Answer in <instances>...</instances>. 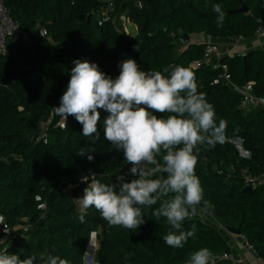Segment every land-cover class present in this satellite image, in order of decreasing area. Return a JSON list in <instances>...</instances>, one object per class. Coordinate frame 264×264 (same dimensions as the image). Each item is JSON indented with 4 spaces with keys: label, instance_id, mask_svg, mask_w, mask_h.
I'll use <instances>...</instances> for the list:
<instances>
[{
    "label": "trees",
    "instance_id": "16d2710c",
    "mask_svg": "<svg viewBox=\"0 0 264 264\" xmlns=\"http://www.w3.org/2000/svg\"><path fill=\"white\" fill-rule=\"evenodd\" d=\"M4 1L31 42L11 44L0 54V220L20 228L17 238L0 252L7 250L21 259L34 255L37 264H44L48 255L85 264L95 243L97 264H185L190 253L202 247L214 257L231 253L219 227L203 215L185 221V231L194 224L197 232L183 248L166 245L163 236L170 226L165 218L152 215L162 201L142 209L145 223L136 231L110 226L94 207L79 219L78 199L87 187L81 179L91 174L89 180L116 183V176L126 174L131 165L104 139L108 113L100 110V140L91 153L93 145L83 137L82 125L73 116L63 120L53 108L60 105L74 60L96 63L116 78L120 62L132 58L146 72L168 76L177 65L194 72L198 91L214 106L217 122L223 119L227 124L224 144L199 146L196 174L204 199L212 204L206 214L238 229L264 258V184L244 191L247 177L264 175V107L243 109L239 92L226 83L214 84L222 69H214L216 59L204 61L206 43H182L186 34L191 39H251L261 27L259 20L264 21V0H115L113 15L125 14L137 28L132 34L120 30L114 20L103 19V0ZM214 4L225 12L222 27L216 24ZM244 4L249 13L237 11ZM219 62L228 67L235 84L251 83L264 100V43L225 55ZM165 68L169 72L164 73ZM238 139L246 156L235 144ZM82 150L94 160L80 156Z\"/></svg>",
    "mask_w": 264,
    "mask_h": 264
},
{
    "label": "clouds",
    "instance_id": "9594fccd",
    "mask_svg": "<svg viewBox=\"0 0 264 264\" xmlns=\"http://www.w3.org/2000/svg\"><path fill=\"white\" fill-rule=\"evenodd\" d=\"M212 10L217 14V26L222 27L225 12L221 5L214 4ZM73 64L60 105L53 108L55 113L65 121L73 116L82 125L83 137L93 145L91 153L100 140V110L108 113L103 120L104 139L113 150L122 151L131 165L126 174L116 176V183L89 180L91 174L81 179L87 187L78 199L79 219L83 221V213L94 207L110 226L136 231L145 223L142 209L162 201L152 215L156 220L165 218L170 226L163 240L172 248H183L197 232L194 224L185 231V221L197 214L198 206L202 213L212 210L196 174L199 146L212 149L224 144L225 120L217 122L214 106L198 91L196 76L187 67L177 65L165 76L161 71L146 72L128 58L120 62L119 75L112 78L96 63L76 59ZM79 155L94 160L83 150ZM37 259L0 252V264H37ZM44 264L69 261L48 255ZM185 264H214V256L202 247L190 253Z\"/></svg>",
    "mask_w": 264,
    "mask_h": 264
},
{
    "label": "built area",
    "instance_id": "2783aa9c",
    "mask_svg": "<svg viewBox=\"0 0 264 264\" xmlns=\"http://www.w3.org/2000/svg\"><path fill=\"white\" fill-rule=\"evenodd\" d=\"M105 6L101 10L102 17L104 20H114L118 28L122 31H125L132 25L129 18L125 14L113 15L116 10L115 0H103ZM43 34L46 35V30H43ZM254 40H257L259 43H264V28L259 27L255 35L252 37ZM31 42L30 35L23 30L11 17L10 10L7 7L4 0H0V54H5L9 46L12 45H22L29 44ZM228 52L237 51L236 53L242 54L239 52V39H230L225 41V46ZM227 54V53H226ZM223 51V46L216 42H208L205 45V57L204 61H212L216 59L214 64V69L221 68V74L219 78L214 82V84L226 83L229 84L233 89L239 92L243 96L242 108L248 110L251 107L264 106L263 100L258 97L253 90V85L251 83L245 85H237L232 81L228 67L226 65H220V59L226 55ZM201 61L195 63L196 66L201 65ZM42 138L45 137L41 136ZM96 180V179H93ZM264 184V175L260 177H247L245 180V187L251 188L252 190L258 188ZM72 188V186H69ZM20 228H12L7 222L0 220V249L8 247L17 238V230ZM28 229V226L24 227ZM20 238L23 237V234L19 235ZM243 241L245 243L246 249L255 255L258 261L261 264H264V258H261L255 249L254 245L248 242L243 236ZM91 242L93 240L91 239ZM97 243H95V246ZM88 254V253H87ZM230 254L223 253L214 257V264L219 259H229Z\"/></svg>",
    "mask_w": 264,
    "mask_h": 264
},
{
    "label": "crops",
    "instance_id": "0c3cea01",
    "mask_svg": "<svg viewBox=\"0 0 264 264\" xmlns=\"http://www.w3.org/2000/svg\"><path fill=\"white\" fill-rule=\"evenodd\" d=\"M228 40L230 39L220 41V40H216L206 35H198L194 39H192V42L222 43ZM262 45H263L262 43H259L257 40H254L253 38L251 39L239 38V47H238L239 50L238 51L244 53L249 50L261 48ZM224 52L225 54L227 53L226 55H232L236 53L237 51L228 52L227 50H225ZM199 213L200 215H203L205 217L204 220H206L209 223H213L219 227V229L221 230V233L226 237V239L228 240L231 246L230 258L229 259H219L215 262V264H261L258 261L257 257L246 249L242 236L232 235L228 233L226 230V225L223 222L213 218L209 214L202 213V212H199Z\"/></svg>",
    "mask_w": 264,
    "mask_h": 264
},
{
    "label": "rangeland",
    "instance_id": "374dc122",
    "mask_svg": "<svg viewBox=\"0 0 264 264\" xmlns=\"http://www.w3.org/2000/svg\"><path fill=\"white\" fill-rule=\"evenodd\" d=\"M136 30H137L136 26L132 23V25L126 30L125 33L132 34V33H135ZM219 44L221 46H223V51H225V49H226V47H224L225 46V41L222 42V43H219ZM235 144L237 145V147L241 151V154L243 156H246L247 153L243 150L242 144L241 145L238 144V141L237 140H235ZM196 216H202V215H200V213H199L198 210H197ZM97 245H98V243H97ZM97 245L96 246L95 245L94 246L91 245L92 247H90V249L88 251V254L85 257V264H97V262L95 261V256H96V253H97ZM91 258H93V261H90Z\"/></svg>",
    "mask_w": 264,
    "mask_h": 264
},
{
    "label": "water",
    "instance_id": "95a60500",
    "mask_svg": "<svg viewBox=\"0 0 264 264\" xmlns=\"http://www.w3.org/2000/svg\"><path fill=\"white\" fill-rule=\"evenodd\" d=\"M238 12L240 13H249V9L247 8V6L244 4L239 10H237ZM259 23L261 25V27L264 28V21L263 20H259ZM192 42V39H191V36H189L188 34L184 35L183 39H182V43L184 45H187L189 43ZM263 103H264V100H263ZM238 144H242L241 140L238 139ZM245 192H251L252 189L251 188H245L244 189ZM226 230L228 233L232 234V235H238L240 236V231L238 229H235L231 226H226ZM90 261H93V258L90 259Z\"/></svg>",
    "mask_w": 264,
    "mask_h": 264
}]
</instances>
